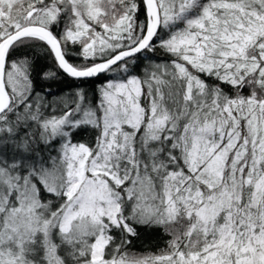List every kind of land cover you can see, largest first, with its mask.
<instances>
[{"label": "snow or ice", "instance_id": "snow-or-ice-1", "mask_svg": "<svg viewBox=\"0 0 264 264\" xmlns=\"http://www.w3.org/2000/svg\"><path fill=\"white\" fill-rule=\"evenodd\" d=\"M0 264H264V0H0Z\"/></svg>", "mask_w": 264, "mask_h": 264}]
</instances>
